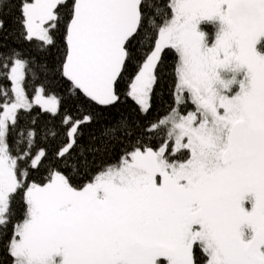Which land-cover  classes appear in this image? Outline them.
I'll return each mask as SVG.
<instances>
[{
	"label": "snow or ice",
	"instance_id": "6c2138e0",
	"mask_svg": "<svg viewBox=\"0 0 264 264\" xmlns=\"http://www.w3.org/2000/svg\"><path fill=\"white\" fill-rule=\"evenodd\" d=\"M0 264H264V0H0Z\"/></svg>",
	"mask_w": 264,
	"mask_h": 264
}]
</instances>
